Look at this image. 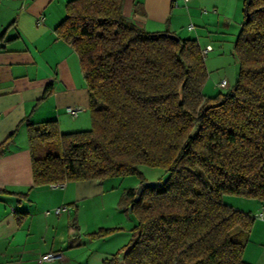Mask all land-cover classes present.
<instances>
[{"label": "trees", "instance_id": "1", "mask_svg": "<svg viewBox=\"0 0 264 264\" xmlns=\"http://www.w3.org/2000/svg\"><path fill=\"white\" fill-rule=\"evenodd\" d=\"M123 1L65 4L54 30L78 56L90 127L63 133L56 120L26 123L32 186L126 175L140 184L141 165L160 168L169 178L144 188L131 212L136 187L122 194L132 236L104 263L122 253L125 264H251L243 251L254 216L222 196L264 203V0H244L235 83L211 96L197 39L147 31L123 15Z\"/></svg>", "mask_w": 264, "mask_h": 264}, {"label": "crops", "instance_id": "2", "mask_svg": "<svg viewBox=\"0 0 264 264\" xmlns=\"http://www.w3.org/2000/svg\"><path fill=\"white\" fill-rule=\"evenodd\" d=\"M67 1L0 0V143L12 134L0 156V264H105L127 244L126 238L114 237L127 234L124 221L133 218L119 203L122 194L107 188L108 178L67 182L63 187L32 186L26 123L56 120L63 133L90 127L88 91L78 56L54 30ZM243 3L124 0L122 13L147 31L196 38L205 55L214 51L212 42L233 52ZM206 45L211 50L205 52ZM67 106H79L81 111L73 117L66 113ZM61 205L67 209L60 215L51 213ZM231 205L254 216L243 259L264 264V219L255 217L264 212V203L246 198ZM100 213L105 220L96 218ZM101 228L120 230L88 238ZM47 252L62 257L39 263V256Z\"/></svg>", "mask_w": 264, "mask_h": 264}, {"label": "rangeland", "instance_id": "3", "mask_svg": "<svg viewBox=\"0 0 264 264\" xmlns=\"http://www.w3.org/2000/svg\"><path fill=\"white\" fill-rule=\"evenodd\" d=\"M186 37L189 36L187 35ZM212 44L214 46V51L210 54H205V64L209 71V76L204 84L203 93L208 96L214 95L218 91H226L227 88H217L215 85L223 78L227 80L229 86L233 85L238 71L237 61L233 52H231L226 45H224L223 48H220L215 42H212ZM139 169L142 171L145 180L155 181L163 179L164 171L160 168L141 165ZM108 180L109 181L106 183L107 188H111V186L114 187L116 194H123L128 188L137 187L139 182V178L136 175L116 176L108 178ZM222 200L231 205L232 203L239 204V202L245 201L246 198L233 194H224ZM103 215L104 214L101 213L97 214L96 218H98V220H105V216ZM85 218L88 219L89 216L87 215ZM133 224V219L130 221H124L123 226L127 234L124 233L122 235H117L114 238L118 239L124 237L127 239L126 243H128L132 236L130 229ZM87 236L90 238V233Z\"/></svg>", "mask_w": 264, "mask_h": 264}, {"label": "built area", "instance_id": "4", "mask_svg": "<svg viewBox=\"0 0 264 264\" xmlns=\"http://www.w3.org/2000/svg\"><path fill=\"white\" fill-rule=\"evenodd\" d=\"M191 28V26L189 27V29ZM208 50H211V46L210 45H206L205 46V52L208 51ZM217 86L218 87H221V88H229L228 86V83H227V80L226 79H221L218 83H217ZM65 111L66 113H68L69 115L75 117L78 115V113L81 111V107L79 106H67L65 108ZM52 187H63L64 184H53L51 185ZM67 209V206L66 205H61V206H58L56 208H54L52 210L51 213L55 214V215H60L63 211H65ZM46 214H49L50 211L49 210H46L45 211ZM255 217L257 218H260V219H264V212H258ZM62 255L61 253L59 252H47V253H44L42 255L39 256L38 258V262L39 263H50V262H53L55 260H59L61 259Z\"/></svg>", "mask_w": 264, "mask_h": 264}, {"label": "water", "instance_id": "5", "mask_svg": "<svg viewBox=\"0 0 264 264\" xmlns=\"http://www.w3.org/2000/svg\"><path fill=\"white\" fill-rule=\"evenodd\" d=\"M250 1L251 0H247V3H249ZM247 17H246V19H247ZM170 36L177 39V36H175L174 34H171ZM168 178H169V174H167L161 180H155V181L144 180L140 184H138V186L136 187V190H135V195L133 197V200H132V202L128 206V211L131 212L132 207H133V204L139 200L140 195H141V193H142V191H143L144 188H146V187L161 186V185H163L167 181ZM116 264H125L122 253H120L118 255V257H117V263Z\"/></svg>", "mask_w": 264, "mask_h": 264}]
</instances>
